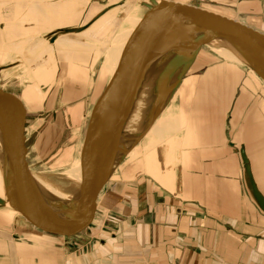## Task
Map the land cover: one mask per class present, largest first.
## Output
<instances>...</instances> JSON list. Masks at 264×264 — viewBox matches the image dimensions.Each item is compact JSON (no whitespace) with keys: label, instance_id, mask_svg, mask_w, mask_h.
Wrapping results in <instances>:
<instances>
[{"label":"crops","instance_id":"crops-1","mask_svg":"<svg viewBox=\"0 0 264 264\" xmlns=\"http://www.w3.org/2000/svg\"><path fill=\"white\" fill-rule=\"evenodd\" d=\"M68 1L71 3L0 0V24L3 23L0 36L4 41H19L11 45L6 60H10V51L15 57L21 56L23 73L20 77L47 82L49 66L46 58L52 57L56 50L68 51L70 34L60 35L49 44L43 42L44 38L30 43L46 31L59 29L57 32L75 33L66 29H77L75 26L84 23L85 20L81 23L80 19L86 5L80 6L78 0ZM95 5L100 7L98 3L92 4L88 15ZM29 6L41 11L27 14L26 7ZM53 7L66 12L65 17L60 12L53 14ZM261 8L264 13V0L239 2V9L252 14H258ZM129 13V10L123 11L124 16L108 23L112 24L110 29L116 31L113 36L100 31V37L82 35L80 40L83 42L79 43L96 44V48L100 44L104 54H108ZM73 14L78 15L72 21ZM91 20L95 17L86 24ZM9 21L13 30L22 31L18 38L19 31L7 30ZM39 22L51 24L52 30L31 33L33 37L28 38L30 46L27 49L30 57L25 58L22 50L28 42L24 41L26 30ZM73 48L76 55V45ZM91 58L94 61V53L86 64L87 79L64 75L62 94L65 97L62 102L81 97L88 83H93L88 66ZM79 59L75 57L74 60ZM62 70L63 66L61 73ZM260 80L263 82L262 78ZM38 86L26 85V98L23 96L21 100L33 102L39 99L40 93L35 90ZM254 87L255 83H226L220 91L214 84L215 91L206 92L199 86V95L188 99L193 100L192 104L186 101L179 107L176 103L182 112L178 111L190 124L186 133H182L183 130L175 132L169 125L171 121L165 120L164 116L158 118L146 135L150 138L144 154L152 160L151 177L138 176L132 182L123 178L116 181L113 179L115 175L110 179L99 198L100 210L105 213L100 219L103 223L99 225L97 235L80 241L71 240L68 245L35 232L16 233L15 230L11 233V228L0 224V230L14 238L12 245L0 242L6 257L12 264H264V211L253 195L241 152L245 150L256 184L264 195V99L255 95ZM80 108L78 104V110ZM164 121H167L166 127ZM173 130L175 133L169 134ZM51 132L48 130L47 135ZM176 133L180 137L182 133L183 140L175 161L166 169L158 168L157 148L165 143L175 146L180 138L175 136ZM136 155L134 148L128 156L135 158ZM123 176L130 179L128 169L123 171ZM108 187L110 190L106 191ZM118 187L119 191H116ZM15 214L14 218L20 215ZM21 234H26V241L16 243Z\"/></svg>","mask_w":264,"mask_h":264},{"label":"water","instance_id":"water-1","mask_svg":"<svg viewBox=\"0 0 264 264\" xmlns=\"http://www.w3.org/2000/svg\"><path fill=\"white\" fill-rule=\"evenodd\" d=\"M142 5L144 16L150 20L144 19L139 34L130 37L133 44L127 62L108 78L92 108L84 136L82 179L71 197L52 194L35 180L27 160L28 110L20 96L4 89L0 80V164L7 199L21 214L15 217L16 231L35 228L62 238L68 245L76 237L93 235L94 229L90 230L102 190L170 102L204 46L231 49L264 80L263 31L200 4L143 0ZM149 77L154 85L142 126L135 132H126L142 83ZM241 152L253 195L264 211V195L245 150ZM3 203L0 198V205Z\"/></svg>","mask_w":264,"mask_h":264},{"label":"rangeland","instance_id":"rangeland-1","mask_svg":"<svg viewBox=\"0 0 264 264\" xmlns=\"http://www.w3.org/2000/svg\"><path fill=\"white\" fill-rule=\"evenodd\" d=\"M56 1H63L62 2L63 4L71 3L68 0H56ZM142 1L143 0H115V1L114 0H88V1L78 0V4L80 6L82 4L86 5L84 6V8H82L83 11L80 19L81 23H83L84 20L85 21L82 25L80 26L78 25L75 27L79 28L77 31L84 30L92 25V22H90L88 25L86 24L88 23V21H90L92 17H95V20L97 21L101 16L106 14H111L114 10H116L114 15L124 16L122 14V11L124 6H126L125 4L131 6L137 5L139 6L140 10L144 11L145 7L144 5H142ZM176 1H182V0H176ZM186 2L200 4L203 7L214 8V9L216 8L220 11L225 10L226 12L227 11L231 12L241 21L257 29H260L264 32V13H262V8L258 10L259 11L258 14H252L246 11V9L242 11L241 9H239V2H242V0H186ZM94 3H98L100 7L97 5L92 6L90 14L88 15L90 6ZM30 6L28 8L26 7L27 14H29L30 12L34 13L35 11L39 13L41 11L38 10L37 8L36 10H33ZM101 6L105 8H102ZM55 8L56 7H53L52 10ZM48 11L50 10L48 9ZM95 11L98 12L95 13ZM63 15L64 14L61 13V16ZM77 15L78 14L75 15L73 14L72 17H70L72 18V21ZM13 16H14L13 14L12 16H9L10 20L12 19ZM30 24H32V22H30ZM11 25L12 23L9 21L7 24L8 26L7 30L12 29ZM2 26L3 23L0 24V28H2ZM51 26L52 25L49 23L39 22V25L37 24L35 26L33 25L32 29H30L29 31L26 30V40L24 41H28V42L27 44L26 43L24 44L22 50V55L25 58L26 56L27 57L29 56L27 49L28 46H30L29 45L30 43H32L35 40L38 39L41 40V38H44L43 42L45 41L46 43L49 44L50 42H52L54 38L53 35L54 33H56V31L54 32L46 31L42 35L40 33L36 36V38H34L29 43L28 38L33 37L31 33L39 32V30H43V29L52 30ZM11 31H15V32L19 31L16 38H18L22 34L21 30L12 29ZM77 31L74 32L76 33ZM61 32H64V30L63 31L60 30L59 32L60 34H64ZM108 32L110 34L109 36H113L116 33L115 29L113 28L112 29L109 28ZM24 41L22 40V42ZM18 42L19 41H15V39L10 41H4L3 37L0 36V48L7 45L8 46L15 45ZM107 45L108 44H106V46ZM98 46H100V44H98ZM33 52H35L34 49ZM92 53H94L95 63H93L94 62L93 58H91L88 63V66L90 68V73H91L90 77L93 78V83H88L87 90L81 97L75 98L73 100H69L68 102H62L65 97L62 94L64 91L63 85L65 84L62 83L64 75L75 78L87 79L86 64L89 57H91ZM81 54H82L81 59L79 60L80 63L75 72L76 74H73V67L71 65L69 53L60 50H56V52H53L52 57H50L49 59L46 58V63L49 66V67L47 66L49 69L47 71L49 73L47 74V78H48L47 82L44 83H39L40 81L38 79H31V77H27V76H25L24 78L23 76L20 77V75L23 73V68L20 66V64L22 65L23 62V60L21 61V56L17 55L15 57V59L19 60L14 62L15 65L13 64V66H8L6 64L7 63L11 64L9 63L10 60L3 59V57L0 55V66L5 65L3 67L4 71L0 75L1 84L4 89L15 93L18 96H20V98H22L23 96L25 97V93H26V90L24 89L25 85L31 86V85L39 84V86L35 88V90L37 89V91L40 93L39 99H36L33 102L31 101L24 102L22 100L26 106V109L28 110L26 132H27V147H28L27 160L29 162L30 170L34 171V173L48 177L50 180H53V182H55L59 186L65 188H71L73 185L71 182L72 180H69L67 178L65 174V170L73 163V161L78 155V151H79L78 149L80 145L79 143H81L84 140V136L87 131L88 121L92 108L94 107L97 99L99 98L100 93L104 85L106 84V80H108L109 78V77H105V78L102 77L101 67H102V62L104 60V54H101L97 50L81 52ZM227 54L228 53H226L223 50L215 49L214 46H210V45L204 46L200 51L196 61L193 63V65L188 70V72L185 74L184 79L180 84L179 88L176 90L175 94L173 95L172 100L158 118L164 116L163 118H165V120L167 119L168 121H171L169 125L173 126L171 128L174 129L175 132L177 130L178 131L183 130L182 133H186L190 124L186 119L185 115L181 113L182 111L177 109L176 103H178L179 107L183 105L186 101H189L192 104L193 100L192 99L188 100V99L195 95L196 96L199 95L198 92L199 86L202 89L206 90V92H211V91L214 92L215 91L214 84L215 87L219 88V90L221 91L223 87L226 86V83H255V87H254L256 91L255 95L261 97L263 100L264 82H262L259 78H257L252 73L251 69L248 66H246L244 63L243 64L236 63L222 56ZM55 66H57V72L56 75L53 74L54 76L52 77L51 72H53ZM62 66H63V70L61 73ZM71 70H72V74L70 72ZM78 104L81 105V108L79 110H78ZM263 107H264V101H263ZM178 110L181 112H179ZM166 123L167 121L164 124L165 127H166ZM48 130L52 131L51 134H49V136L47 135ZM174 130L172 132H169V134L175 133ZM182 133H181V137L179 133L178 134L176 133L177 135L175 136L180 138H178L177 141L174 143L175 146L168 145L167 143H165L162 144V147L157 148L158 154L156 156V159H157L158 168H160L161 166L166 169L169 165H171L175 161L177 157L176 156L177 149L179 148L178 146L181 144L183 140ZM149 138L150 136L147 138L145 135L140 138V140L135 145L136 146L135 149L137 153L136 157L133 158L131 156H128L129 155L128 153L127 156L118 165L111 178H113V176L115 175L113 179H116V181L117 179L123 178L126 181L130 180V182H132L138 176H146L148 178L151 177L150 163H152V160L149 159L150 156L145 157L144 154L146 152L145 146L149 144ZM1 146L2 144L0 142V148ZM159 159H161L162 162ZM126 169H128L130 173V179H127V177L123 176V171H125ZM75 186L78 185L75 183ZM109 190H110L109 187L106 188V191ZM116 191H119V187L117 188ZM101 193H103V191ZM100 206L101 204L99 201V206H98L99 208L97 210V215L92 223L93 228H91L90 230L92 231L94 229L93 235H97L100 228L99 225L103 223V221L101 222L100 219H102L103 213L105 212L103 211V209L100 210ZM15 219L16 218L13 219L14 221L12 220L7 224H2V225H7L9 229L11 228L12 229L10 230L11 233L12 231L15 232L16 230ZM22 224L25 225V223H19V225ZM33 230L30 232H35L41 236H46V238H50L55 241H60L62 243L64 242L62 238L45 234L44 232L38 229H35L34 231ZM18 232L19 231H16V233ZM21 235L22 237L20 239L15 240L16 243L26 241V234H21ZM84 235L85 236H80V238L79 237L74 238L73 241L84 240L85 237L88 236V235L86 236V234ZM9 237L10 239H8ZM13 240L14 238H12L10 234L0 230V242L4 244L7 243L8 245H12ZM8 263L12 264V261L6 257L5 250H3V248H1L0 246V264H8Z\"/></svg>","mask_w":264,"mask_h":264},{"label":"bare ground","instance_id":"bare-ground-1","mask_svg":"<svg viewBox=\"0 0 264 264\" xmlns=\"http://www.w3.org/2000/svg\"><path fill=\"white\" fill-rule=\"evenodd\" d=\"M181 2H186V1H181ZM125 5L127 7L124 6L123 11L129 10V12H131V13H129L128 19L126 20L124 25L121 27L120 31L118 32L117 37L114 39V42H113L112 47H111L108 54H104L105 51L102 49L101 46H98L99 48H96L95 47L96 44L95 45H93V44L87 45V44H81L79 42H83L82 40H80V37L82 35L87 36V35L92 34V35H95L96 37H100L99 36L100 31H103V33H105V35H106V33H108V28H110V26L112 25V24H108V23L112 22L115 18H117V20H118L121 17V16L114 15L116 10H114L111 14H106V15L101 16L98 19L99 21L98 20L92 21L91 26H89L88 28H86L84 30L77 31L76 33L61 32L64 34H60L59 32H57V30H59V29L55 30L56 33L53 35L54 38H53L51 43L55 42L56 38H58L60 35H69L70 34L69 45H68L69 48H68V51H65V52L69 53L71 65L73 67V74H76L75 73L76 69L80 63L79 60L81 59V55H82L81 52L96 51L97 50L101 54H104V60L102 62V67H101L103 78L112 77L113 74L116 72V70L118 68H120L121 64L124 63L125 61L127 62V56L129 53V49H130V46L133 44L132 41L129 42L130 37L133 35L137 36L139 34L141 28H142V25L144 24L143 23L144 19L150 20V18L148 16H144L145 11L140 10L139 6H137V5L131 6V5H127V4H125ZM32 7H35V6H32ZM205 8H208V7H205ZM208 9L215 11V12H219V13L224 14V15L227 14L226 16H228V17L240 20V19L233 17V16L229 15L228 13H225L224 11H220L216 8L215 9L214 8H208ZM60 10L58 8H55L51 12L53 14L60 12V13H63L64 15H66V12H62V10L61 11ZM64 10H65V6H64ZM96 12H98V11H95V13ZM258 30H260V29H258ZM93 40H95L97 43H99V40H96V39H93ZM91 43H93V42H91ZM74 45H76V48H77V52H76L77 56L74 55L75 53L73 52V50H74L73 46ZM103 45H104V43H103ZM9 48L11 49V46H8V45L0 48V55L3 57V59L7 58ZM214 48L223 50L226 53H228L227 55L223 56L224 58H226L230 61H235L237 63L243 64V61L231 49H228V48L223 47V46H217V47L215 46ZM11 52L12 51H10V57H9L11 60L10 66H13L14 62H16L17 59L13 60L15 55H14V52L13 53H11ZM75 57H77V58L79 57L80 59L75 61L74 60ZM3 66H5V65H2L0 67H3ZM20 66L22 67L21 64H20ZM3 71H4V68L1 69L0 75ZM251 71H252V73L257 75L258 77H260L254 70L251 69ZM56 72H57V66H55V69H53V72H51L52 77L54 75H56ZM70 72L72 74V70ZM260 79H261V77H260ZM152 80H153V78L149 77L148 79H145L144 83H142L141 89H140L139 94H138V98L136 99L134 108L132 109V112H131L130 117H129L127 124H126V132H135L137 129L141 128L143 120H144V116L146 115V111H148L149 105H150L149 101L151 100L152 86L154 85L152 83ZM164 80H166V79H164ZM52 82H53V80H52ZM164 82H166V81H164ZM263 82H264V80H263ZM163 84L167 85L168 83H163ZM24 88H26V85ZM25 98H26V96H25ZM171 100H172V98H171ZM168 104L163 108L161 113L168 106ZM161 113L158 115V117L161 115ZM158 117L155 119L154 123L156 122ZM154 123L150 126L149 130L152 128ZM149 130L147 131V133L149 132ZM146 134H145V136H146ZM79 144H80L79 149L77 148L79 150L77 157L75 158L73 163L65 170V174H66L67 178L69 180H72L71 182L73 184L72 185L73 188L72 187L71 188H65V187L59 186L58 184L53 182V180H50L48 177L41 175V174L34 173V171L31 170L35 180L42 187V189H44V190H46L52 194H55L57 196L63 197V198H68V197H71L72 195H74V192L78 189L77 187H79V183L82 179V171H83L82 155H83V149H84V140ZM135 147L136 146H134L129 151V154ZM1 152H2V149L0 148V159L2 156ZM73 181H75V182H73ZM75 183L78 186H75ZM0 198L4 199V203L0 205V224H7L8 222H10L14 219L13 215L15 213L20 214V212L17 211L16 209H14L10 205V202L7 199L6 191H5V185H4L3 169H2L1 164H0Z\"/></svg>","mask_w":264,"mask_h":264}]
</instances>
